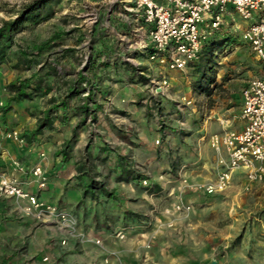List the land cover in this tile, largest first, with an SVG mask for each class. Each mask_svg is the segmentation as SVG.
<instances>
[{
  "label": "rangeland",
  "instance_id": "374dc122",
  "mask_svg": "<svg viewBox=\"0 0 264 264\" xmlns=\"http://www.w3.org/2000/svg\"><path fill=\"white\" fill-rule=\"evenodd\" d=\"M36 1L0 0V25ZM49 1V19L9 40L0 124L5 137L25 134L49 110L51 125L25 143L54 163L39 194L78 225L71 232L39 219L26 200L0 193V264H264V178L238 168L223 191L195 188L217 180L226 156L210 143L225 129L218 118L243 120V88L264 74L244 40L246 20L225 10L199 57L174 68L140 44L147 26L135 0ZM25 78L41 90L3 112L8 85ZM59 170L70 177L54 193Z\"/></svg>",
  "mask_w": 264,
  "mask_h": 264
},
{
  "label": "built area",
  "instance_id": "2783aa9c",
  "mask_svg": "<svg viewBox=\"0 0 264 264\" xmlns=\"http://www.w3.org/2000/svg\"><path fill=\"white\" fill-rule=\"evenodd\" d=\"M230 6L243 19L251 21L243 37L264 62V0H135L133 10L143 17L147 26L146 36L141 38L140 44L145 48L154 46L155 53L163 52L162 61L169 58L172 67L182 68L199 57L206 39L219 28L223 13ZM151 57L155 58L156 54ZM242 95L243 128H225L210 138L215 150L226 152V156L219 159L221 169L217 180L196 184L195 188L207 193L223 191L238 168H243L251 181L264 178V74L251 78ZM218 119L221 124H227L228 120ZM6 137L19 143L26 142V137L17 128L7 131ZM13 163L18 171H25L20 161L14 160ZM31 172L38 191L26 189L17 176L0 172V193L26 200L27 213L42 220L58 221L74 232L78 225L77 217L39 194L49 183L43 165L36 164ZM96 241L100 242V239Z\"/></svg>",
  "mask_w": 264,
  "mask_h": 264
},
{
  "label": "crops",
  "instance_id": "0c3cea01",
  "mask_svg": "<svg viewBox=\"0 0 264 264\" xmlns=\"http://www.w3.org/2000/svg\"><path fill=\"white\" fill-rule=\"evenodd\" d=\"M228 9H231V6ZM245 22H246L245 24L247 26L251 23L250 20H246ZM9 80L6 79L4 72L0 68V92L5 91V89H3V88L6 85V82H8ZM15 105H17V104H15ZM12 106H14V105H12ZM12 110L13 109H11V111ZM230 122H231V120L228 119L227 124L224 125L223 128H231V129L240 130L244 126L243 120H240L239 123L235 126L232 125V122L231 123ZM1 126H5L4 123L0 124V169L1 170L5 171L8 174L17 175V176H20L22 178H33L31 170L36 164L41 163L43 165V167H46L49 169L52 167V164H54L53 162H52V164L48 163V162L46 163V161H44V159L41 157L42 155L49 154V152L46 149L42 150L39 148H33V147H30L28 145V143H19L18 141H15L13 139L5 137L4 136L5 132L3 131ZM14 160H20V161H22V163H24V165H28L29 168H28L27 173L24 174V173L18 171L14 166V163H13ZM50 174H51V172H50ZM56 175H58L57 176L58 179H56V177H52V176L50 178V186L54 187V190H52V189L51 190L54 193L59 191L60 188H63V186H61L62 182H66L67 179L70 177V176H67L66 174H64L62 170H59L58 174H56ZM56 180H58L59 183H57ZM24 186L28 190H31V191H37L38 190L37 185L33 182L32 183L26 182V183H24ZM52 191H50V192L46 191V195L50 194ZM77 194H78V191H76L75 189L70 190V193L68 195L69 200H70V198L72 200L73 199L77 200L78 199ZM54 199H55V197H54ZM3 204L4 203L0 202V215L2 214Z\"/></svg>",
  "mask_w": 264,
  "mask_h": 264
},
{
  "label": "trees",
  "instance_id": "16d2710c",
  "mask_svg": "<svg viewBox=\"0 0 264 264\" xmlns=\"http://www.w3.org/2000/svg\"><path fill=\"white\" fill-rule=\"evenodd\" d=\"M49 0H38L28 5L31 7L29 10L25 9L22 13L15 19H5L3 20L2 24L0 25V67L5 62V59L8 54V48L11 46L9 40H13V36L15 31H19L22 27L30 23H39L43 20L49 19L52 16V6L49 3ZM34 5V7H32ZM27 7V8H28ZM55 70L56 68L53 67ZM40 80L37 81V88L36 89H28L34 83H32L29 78H25L20 80L19 82H12L8 85V92L10 93L7 103L2 107V111L5 112L12 106V102H22L23 100L30 98L33 92L38 93L41 90L39 87L41 86ZM78 89H73L71 93L76 92ZM61 104L66 106V100H62ZM87 104H84L82 108L86 110ZM49 115V110L46 111V117L41 119L39 125L32 130H28L23 134L26 138H30L32 135H36L39 130L44 127L51 125L50 122H47V116ZM45 119V121H44ZM45 122V123H44ZM94 182L87 183L86 186H92ZM85 190H88L86 187Z\"/></svg>",
  "mask_w": 264,
  "mask_h": 264
},
{
  "label": "water",
  "instance_id": "95a60500",
  "mask_svg": "<svg viewBox=\"0 0 264 264\" xmlns=\"http://www.w3.org/2000/svg\"><path fill=\"white\" fill-rule=\"evenodd\" d=\"M212 264H216L215 261H213Z\"/></svg>",
  "mask_w": 264,
  "mask_h": 264
}]
</instances>
